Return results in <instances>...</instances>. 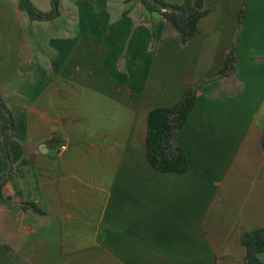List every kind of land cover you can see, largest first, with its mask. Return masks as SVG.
Wrapping results in <instances>:
<instances>
[{"label":"crops","instance_id":"0c3cea01","mask_svg":"<svg viewBox=\"0 0 264 264\" xmlns=\"http://www.w3.org/2000/svg\"><path fill=\"white\" fill-rule=\"evenodd\" d=\"M204 10L183 44L141 0H74L43 22L0 0V94L14 118L8 158L0 119V264H246L243 236L264 228V0ZM190 89L176 136L189 168L162 173L148 116Z\"/></svg>","mask_w":264,"mask_h":264},{"label":"trees","instance_id":"16d2710c","mask_svg":"<svg viewBox=\"0 0 264 264\" xmlns=\"http://www.w3.org/2000/svg\"><path fill=\"white\" fill-rule=\"evenodd\" d=\"M61 0H52L53 10L50 13L40 12L30 0H18L20 10L27 14L33 21H49L59 15V5ZM158 2L167 5L162 0ZM193 0H185L180 6L175 7L184 11L192 8ZM249 0H246L248 2ZM142 4L151 12L161 13L171 24L180 36L181 42L187 44L193 40L198 33V24L207 14L204 10V0H198L194 11L186 15L184 13H169L160 10L149 0H141ZM235 52L227 57L225 65L219 72V76L231 74L235 67ZM196 90L190 89L186 92L183 99L172 107H156L152 109L148 116V132L146 138V152L148 160L153 168L162 173L183 174L188 171L189 163L183 151V148L176 141L177 134L183 130L190 114L196 103ZM0 119L2 122V134L5 141L1 142L5 151V157L8 158V139L14 130V118L7 108L2 95L0 94ZM264 148V137L262 140ZM7 180L0 182V202L6 203L7 198L3 189ZM27 207L39 211L35 204H27ZM243 246L247 255L246 264H262L260 255L264 253V228L245 233L242 239Z\"/></svg>","mask_w":264,"mask_h":264},{"label":"rangeland","instance_id":"374dc122","mask_svg":"<svg viewBox=\"0 0 264 264\" xmlns=\"http://www.w3.org/2000/svg\"><path fill=\"white\" fill-rule=\"evenodd\" d=\"M32 2L33 5H35L36 9L39 10L40 12H44V13H50L53 9V5H52V0H30ZM74 0H66V2H64V0L60 1V5H59V11L63 14L66 13V10L68 11L70 6H72ZM65 21L64 19H62L61 21H59L57 23V28H59L61 26V23ZM41 22V21H39ZM43 22V21H42ZM31 27V26H30ZM44 31L43 34H46L49 30L53 31L54 27L50 29V27H43ZM34 28H29L28 30V35L29 38L31 40V42H36L39 44H42V42L40 41V39L44 40L45 37H39L36 33H38L37 31L35 32L33 30Z\"/></svg>","mask_w":264,"mask_h":264},{"label":"water","instance_id":"95a60500","mask_svg":"<svg viewBox=\"0 0 264 264\" xmlns=\"http://www.w3.org/2000/svg\"><path fill=\"white\" fill-rule=\"evenodd\" d=\"M153 5H155L156 7H158L160 10L164 11V12H169V13H184L186 15H189L191 14L194 9L196 8L197 6V2L198 0H193L192 1V8L188 11H184V10H181V9H178L176 8L175 6H170V5H165V4H162L160 2H158L157 0H149Z\"/></svg>","mask_w":264,"mask_h":264},{"label":"built area","instance_id":"2783aa9c","mask_svg":"<svg viewBox=\"0 0 264 264\" xmlns=\"http://www.w3.org/2000/svg\"><path fill=\"white\" fill-rule=\"evenodd\" d=\"M66 149H67V146H66V145L60 147V150H61V151H64V150H66Z\"/></svg>","mask_w":264,"mask_h":264}]
</instances>
